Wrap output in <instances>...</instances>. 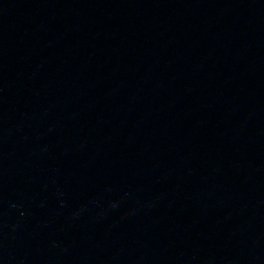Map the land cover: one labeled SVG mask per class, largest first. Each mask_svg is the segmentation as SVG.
<instances>
[{"label":"water","instance_id":"95a60500","mask_svg":"<svg viewBox=\"0 0 264 264\" xmlns=\"http://www.w3.org/2000/svg\"><path fill=\"white\" fill-rule=\"evenodd\" d=\"M0 264H264V0H0Z\"/></svg>","mask_w":264,"mask_h":264}]
</instances>
